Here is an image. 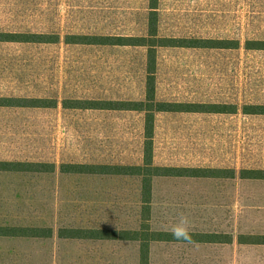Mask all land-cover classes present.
<instances>
[{
  "label": "rangeland",
  "instance_id": "rangeland-1",
  "mask_svg": "<svg viewBox=\"0 0 264 264\" xmlns=\"http://www.w3.org/2000/svg\"><path fill=\"white\" fill-rule=\"evenodd\" d=\"M247 2V0H245ZM0 0V31L59 34L58 44L0 43V95L142 100L145 46H78L67 34L141 36L143 17H97L91 0ZM247 5H245L246 7ZM255 12V11H254ZM161 17L168 38L264 40V16ZM157 99L264 104V51L158 47ZM241 113V112H240ZM242 114V113H241ZM145 113L0 108V160L54 162L55 174L0 173V225L53 226L54 238H0V264H139L134 243L61 242L66 224H134L132 178L76 177L64 162L142 163ZM155 163L234 168L236 178L170 179L156 183L153 222L174 229L225 232L232 244L156 245L152 264H264V246L239 234H264V181L242 180L264 169V116L160 113Z\"/></svg>",
  "mask_w": 264,
  "mask_h": 264
},
{
  "label": "trees",
  "instance_id": "trees-1",
  "mask_svg": "<svg viewBox=\"0 0 264 264\" xmlns=\"http://www.w3.org/2000/svg\"><path fill=\"white\" fill-rule=\"evenodd\" d=\"M62 42L59 34L0 31V43L17 44H58ZM64 42L78 46H145L148 48L146 63V97L142 100L97 99L81 97L46 96H5L0 95V108L16 109H57L62 107L72 111H137L145 113V133L142 163H83L64 162L60 173L65 176L86 178L119 177L132 178L138 182L134 189L136 207L133 211L134 224L131 227L119 224L91 223L87 225L66 224L59 226L58 239L61 242H122L134 243L138 250L139 264H152V249L156 245H212L232 244L233 235L225 232H206L188 230L190 240L177 239L173 229L156 227L154 206L156 203V183L170 179H226L236 178L234 168L173 166L155 163V129L158 113H235L234 104L211 102H173L157 99V58L158 47H180L201 49L230 48V41L221 39L168 38L159 37L153 24L148 36H117L93 34H67ZM247 50L264 51V40L246 42ZM243 112L249 115H264V104H246ZM54 162L20 160H0V173L14 174H55ZM242 180H263L264 169L244 168L240 170ZM53 226L38 225H0V238H54ZM240 244L264 246V234H239Z\"/></svg>",
  "mask_w": 264,
  "mask_h": 264
},
{
  "label": "crops",
  "instance_id": "crops-1",
  "mask_svg": "<svg viewBox=\"0 0 264 264\" xmlns=\"http://www.w3.org/2000/svg\"><path fill=\"white\" fill-rule=\"evenodd\" d=\"M62 3L66 0H55ZM245 5H247L245 7ZM91 15L97 17H145L148 36L153 24L157 27L159 37L161 17H221V18H244L245 16H256L262 11L264 16V0H91ZM255 11V12H254ZM145 36V35H141ZM195 39H221L230 41V48L225 50H238L246 48L238 39L229 38H195ZM191 49V48H188ZM199 49V48H194ZM201 49V48H200ZM205 49V48H204ZM247 50V49H246ZM258 51V50H249ZM157 90V86H156ZM157 92V91H156ZM212 103V102H211ZM231 104V103H226ZM237 108L235 113H189V115L199 117L202 115L230 116L231 118L249 115L243 112V106L234 104ZM242 114H241V113ZM160 114V113H158ZM264 116V115H261Z\"/></svg>",
  "mask_w": 264,
  "mask_h": 264
},
{
  "label": "clouds",
  "instance_id": "clouds-1",
  "mask_svg": "<svg viewBox=\"0 0 264 264\" xmlns=\"http://www.w3.org/2000/svg\"><path fill=\"white\" fill-rule=\"evenodd\" d=\"M191 221L187 216L181 215L179 222L173 229V235L177 239H185V240H190L189 236V227H190Z\"/></svg>",
  "mask_w": 264,
  "mask_h": 264
}]
</instances>
